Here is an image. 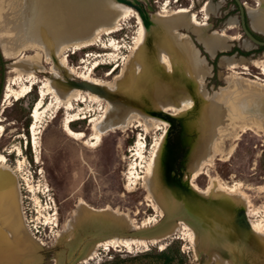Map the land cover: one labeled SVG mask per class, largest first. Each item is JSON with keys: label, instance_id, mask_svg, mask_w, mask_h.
Listing matches in <instances>:
<instances>
[{"label": "rangeland", "instance_id": "374dc122", "mask_svg": "<svg viewBox=\"0 0 264 264\" xmlns=\"http://www.w3.org/2000/svg\"><path fill=\"white\" fill-rule=\"evenodd\" d=\"M139 1L153 21L149 28L124 0H0V157L6 158L1 169L11 176L4 173L17 223L9 227L0 215V264H24L23 256L34 254L31 264H64L66 239H61L80 217L124 220L132 231L159 224L166 217L160 201L168 189L162 183L165 168L172 179L223 204L218 209L232 219L219 229L230 237H209V225L204 239L180 221L161 239L105 238L111 241L107 247L76 264H264V231L250 224L261 223L264 230V49L245 37L233 0ZM242 2L248 13L259 6L258 0ZM40 19L53 21L50 32H61L57 56L26 43L48 47L41 31H31ZM216 31L224 45L217 56L207 50ZM29 59L37 60L32 65ZM62 59L65 68L56 64ZM125 81L150 89L157 84L161 103L170 91L175 101L187 94L189 112L163 116L151 99L141 98L136 118L126 113L107 130L113 110L107 94ZM55 85L67 90L57 93ZM219 106L210 124L208 111ZM174 118L182 141L168 139ZM156 152L155 179L150 164ZM84 203L92 207L90 217L80 211ZM235 211H244L245 224ZM10 240L25 243L9 248Z\"/></svg>", "mask_w": 264, "mask_h": 264}, {"label": "water", "instance_id": "95a60500", "mask_svg": "<svg viewBox=\"0 0 264 264\" xmlns=\"http://www.w3.org/2000/svg\"><path fill=\"white\" fill-rule=\"evenodd\" d=\"M124 1L138 11L148 27L152 25L153 21L150 18V14L146 11L144 3H142V1ZM233 1L238 8L239 22L245 37L248 41H250L257 47L264 48V40L259 37V35L252 29L251 25L249 24V15L244 3L242 2V0ZM181 132V126L175 119V124L170 129V136H168V139H170V141H182V136L180 135ZM166 163L170 165L169 162L166 161ZM174 165L175 169L177 170H180L179 168L180 166H182L181 162L179 163L177 161L174 163ZM170 168H172V166ZM167 172L169 171H167V169L165 168L163 171V175L165 186H168V189L167 192H165L164 197H160L161 206L166 213V217L164 218V220L152 227L132 231L128 228V225L124 220H113L111 218L106 219L101 215L93 214L90 221L82 222L79 225L75 239H73L72 241L65 240L66 245L63 251L66 252L65 257L67 259L64 264L80 263L82 256H84L88 252V250L99 240H103L113 235H120L124 237H145L150 240H153L154 238L161 239L166 236L167 232H169L180 221L186 222L193 226L194 229H196V231L201 235L200 237H202L205 228L209 229V225L211 228L213 227L212 232L207 234H210L209 237H213L216 235L218 237H221V235H229L226 232L223 233L221 231L222 229H219L220 227H227L228 221L232 219L231 216L218 209V207L223 206V204L218 201L208 199V197L206 196L198 194V192H196V190L191 187L190 184L181 181L180 179L179 181H177L176 179H172V177H170V174H168ZM180 175V177H182V174ZM174 192L175 194H173ZM210 200L213 202H210ZM235 216L236 220L239 223L245 224L246 215L244 211L238 213L235 211ZM244 224L241 225L244 226ZM207 235H203V238L205 239V236ZM234 237L239 239V237L242 236L238 233Z\"/></svg>", "mask_w": 264, "mask_h": 264}, {"label": "bare ground", "instance_id": "6f19581e", "mask_svg": "<svg viewBox=\"0 0 264 264\" xmlns=\"http://www.w3.org/2000/svg\"><path fill=\"white\" fill-rule=\"evenodd\" d=\"M111 1H114V2H118V1H122L123 0H111ZM263 1V0H262ZM52 4V3H51ZM120 4V3H119ZM49 7H51L52 5H48ZM245 7H246V4H245ZM54 8V7H53ZM263 8H264V4H263ZM122 9V8H121ZM128 9V8H127ZM247 9V8H246ZM51 10H52V7H51ZM50 9H47L44 11L48 12V11H51ZM114 10V9H113ZM115 11V10H114ZM133 11V10H132ZM248 11V10H247ZM166 12V11H165ZM249 15V13H248ZM208 16V15H207ZM126 17V16H125ZM121 19V18H120ZM249 19H250V16H249ZM196 20V19H195ZM253 20H254V27L259 31L261 32L262 34H264V16L263 15H260V14H255L253 16ZM53 21H50L48 23H44L42 21V19H40V21L37 22V24L35 25V27H33L31 29V31L34 33V32H37V31H41L42 32V36H44L45 40L43 39V41H45V43L48 45V47H45L43 46V44L37 42V41H29V42H26L28 43V45H30L31 47H34L35 49H39V50H42L43 52H47V54L51 57V56H57L58 55V52H56V49L54 48V45L58 42V40L60 39V37L62 36L61 35V32L60 30H52L50 32V29L48 27H50L52 24ZM44 25V26H47V28H42L40 29V27H38V25L40 24ZM55 23V22H54ZM53 23V24H54ZM61 25V23H60ZM63 26V24H62ZM106 26V25H105ZM112 26V25H111ZM75 25H73V29H75ZM116 27V26H115ZM229 27V26H227ZM252 27V26H251ZM70 28V27H69ZM149 28V27H148ZM168 28L164 25V30ZM113 29V28H112ZM147 27L143 26L142 27V31H141V35L144 36L147 32ZM253 29V28H252ZM254 30V29H253ZM255 31V30H254ZM3 30L1 29L0 30V33L3 34ZM100 32V31H99ZM256 32V31H255ZM168 33V32H166ZM257 33V32H256ZM259 33V34H261ZM214 37L217 38V39H214V40H209L208 43H207V50L209 51V53L211 55H215L217 51L221 50L224 48V45H222L221 41L218 39L220 37H222L223 35L219 32H214ZM225 34V33H224ZM19 35V34H18ZM37 35V34H36ZM169 35V34H168ZM39 37V36H38ZM41 37V36H40ZM146 39V38H145ZM74 41V40H73ZM14 45L15 44V41H11ZM92 42V41H91ZM166 42L167 44H169V41L168 39H166ZM72 43V42H71ZM93 43V42H92ZM95 43V42H94ZM112 43V42H111ZM78 45V44H77ZM83 45H86V44H83ZM164 45V44H163ZM114 46V45H113ZM160 46V45H159ZM24 47V46H23ZM28 47V46H27ZM179 48V47H178ZM26 49V48H24ZM161 49V48H159ZM65 50V49H64ZM147 50V49H146ZM168 50H170L168 48ZM180 54L184 55V52L181 50H179ZM171 52V51H170ZM175 53V52H174ZM176 54V53H175ZM174 54V55H175ZM178 54V53H177ZM179 55V54H178ZM217 55V54H216ZM176 57V56H175ZM232 59V57H224L223 58V61H227V60H230ZM20 60V59H19ZM18 60V61H19ZM32 63V60L29 59ZM37 60V59H36ZM35 59L33 61H36ZM55 60V59H54ZM17 62V61H16ZM21 63V62H20ZM28 63V62H27ZM35 63V62H33ZM32 63V65H33ZM41 64V63H40ZM56 64L61 67V68H65L66 67V61L64 59L60 60V61H56ZM25 65V64H24ZM33 67V66H32ZM31 67V68H32ZM23 69V68H22ZM29 69H30V66H29ZM24 70V69H23ZM32 70V69H31ZM128 81V80H127ZM127 81L122 82L120 85V87H118V89L115 91L117 93L114 92V94H110L108 93L107 94V97L108 99L110 100V105L112 106V109L111 111H109L108 113V117H107V124H106V128L107 130L111 129L112 128V125L115 124V119H122L124 116H126V113H134L133 116L136 118L137 117V111H136V107H137V101L136 100H140L141 98H148V99H151L150 101V104L153 105V106H156V113L157 111L159 112H162L161 114L163 116H171V112L172 110H175L177 112H189L188 111V107L191 106V101L189 98H187V94L184 95V92H183V97L181 98H177V100L175 101V91H173L174 93H172V91L169 92L168 95L165 96V98L167 97L166 99V102L165 103H161L160 101H158L155 97V93H158L156 91H158L159 87L157 84L154 85V88L150 89V88H147L145 87V84H139L140 86L136 87L134 85V83H130V84H126L128 83ZM146 81V79H145ZM249 81V80H248ZM137 82V81H136ZM135 82V83H136ZM58 83V81H57ZM124 83V84H123ZM50 85V84H49ZM65 85V84H64ZM119 85V84H118ZM64 87V86H63ZM135 87L137 88V90H134ZM52 89V88H51ZM54 89V88H53ZM55 89H56V92L59 93L58 91H60V93H63V91H66L67 89L66 88H61L59 87V89L57 88V86L55 85ZM148 89H150V91H148ZM236 89V87H235ZM99 90V89H98ZM161 90V89H160ZM185 90V89H184ZM51 91V90H50ZM55 91V90H54ZM106 91V90H105ZM148 91V92H147ZM162 91V90H161ZM74 94V93H73ZM232 94V93H231ZM191 95V94H190ZM11 95L7 94V97H10ZM116 96V97H115ZM122 97V100H118L116 98L118 97ZM148 96H150L151 98H149ZM180 96V95H179ZM178 96V97H179ZM231 97V95H230ZM228 97V98H230ZM69 99V96H66L63 98L64 101H68ZM240 99V98H239ZM242 99V98H241ZM138 100V101H139ZM226 98L223 99L222 101L219 102V104H223L225 102ZM228 101V100H227ZM84 102V101H83ZM144 102V101H143ZM215 103V102H214ZM141 105V104H140ZM147 105V104H146ZM175 105V106H173ZM143 106V105H142ZM148 106V105H147ZM173 106V107H172ZM224 105H222L223 107ZM146 107V106H145ZM222 107L220 108L217 107L216 109L213 110L212 108V111H208V114L211 115L212 117H208V121L210 122V124L212 123V121H216V115L220 113V109H222ZM229 107V106H228ZM42 108V101H40L36 108H35V111H39L40 109ZM225 108V107H224ZM223 108V109H224ZM230 108V107H229ZM225 110H229L228 108H226ZM243 110V109H242ZM115 111V114L112 115V112ZM151 111V110H150ZM205 111L204 108L202 109V112ZM154 112V111H153ZM158 112V113H159ZM239 112V110H238ZM215 116V118L213 117ZM212 118V119H211ZM127 124V123H125ZM124 124V125H125ZM208 125V124H207ZM96 127V126H95ZM102 127V126H101ZM103 128V127H102ZM101 130H104L105 128H103ZM2 132V128H0V133ZM106 131H101V133H105ZM184 154H182L183 157H185V152H183ZM168 155V154H167ZM165 157V156H164ZM152 158V157H151ZM159 158H160V152H156L154 154V157L152 159V163L150 164V167H153V171L152 173L154 174V177L156 179V172H157V165H158V162H159ZM6 158L1 156L0 157V174H6L8 177H11L9 176V174L7 172H5L4 170L1 169V163L4 164ZM167 160V159H166ZM187 161V160H186ZM168 162L170 163V167L173 166L171 165L172 163V160L171 158L168 159ZM173 169V167L171 168ZM171 171V170H170ZM170 171L167 172L168 174H170ZM5 174L4 175H0L1 176V179H0V215L3 216L5 218V221H6V224L7 226L9 227H14L17 225L16 223V218H15V206H14V202L12 201V198L10 196V183L8 178L5 177ZM167 174V175H168ZM186 175V174H185ZM162 183L164 184L165 186V181H164V175L162 177ZM193 184V183H192ZM215 187V186H214ZM228 189V188H227ZM167 190V188H166ZM152 191V190H151ZM166 192V191H165ZM153 193V192H152ZM155 193V192H154ZM153 193V194H154ZM211 198V197H210ZM218 199V198H217ZM240 201V200H239ZM109 207V206H108ZM90 208L88 206V203H84L83 205H81L80 207V211H82L84 214H89V217L91 215V212L89 211ZM92 208V207H91ZM90 208V209H91ZM249 214H251V212L249 211ZM257 213H253V215H251V217H254L256 216ZM24 216V215H23ZM105 217V216H104ZM91 218V217H90ZM110 218V217H109ZM112 218V217H111ZM24 221V220H23ZM82 220H81V217H80V223L75 226L74 228H70L66 231L65 235L63 236V238L61 239L62 241L64 239L66 240H70L72 241L73 239H75V236H76V232L78 230V227L79 225L81 224ZM251 223V226L252 228L257 231V232H260V231H264L262 226H261V223H256L255 222L253 223L252 221H250ZM186 225V224H184ZM263 225V224H262ZM25 226V225H24ZM178 226V225H177ZM176 227V226H175ZM173 231V229H172ZM252 231V230H251ZM19 232V231H18ZM173 234V233H172ZM171 234V235H172ZM113 237V236H112ZM121 237V236H120ZM114 238V237H113ZM143 238V237H142ZM262 238V237H261ZM11 239V238H10ZM110 239V238H109ZM123 239V238H122ZM251 239V238H250ZM12 240V239H11ZM9 241L12 242V241ZM105 240V239H103ZM115 240V239H114ZM118 240V239H117ZM147 240V239H146ZM155 240V239H154ZM23 241V240H21ZM21 241L18 242V244L16 243H10L9 248H14L12 246H20L21 244H24L25 241L22 243ZM122 241V240H121ZM129 241V240H128ZM135 241V240H134ZM255 241V240H254ZM137 242V241H136ZM111 243V241H102V240H99L98 242H96L89 250L88 252L82 256L81 260L83 259L86 260L88 257L91 256L92 252L99 246H108L109 244ZM139 243V242H138ZM128 244V243H126ZM254 244V243H253ZM129 246V245H128ZM259 246V245H258ZM33 247V246H32ZM34 248H38L37 246H35ZM30 249H27V251H29ZM37 250V249H36ZM2 254H4V251L2 250V247H1V244H0V256L2 257ZM35 256V254L33 256H23V260H24V264L27 263V264H31V262L33 261V257ZM32 260V261H31ZM86 262V261H85ZM22 263V262H21Z\"/></svg>", "mask_w": 264, "mask_h": 264}, {"label": "crops", "instance_id": "0c3cea01", "mask_svg": "<svg viewBox=\"0 0 264 264\" xmlns=\"http://www.w3.org/2000/svg\"><path fill=\"white\" fill-rule=\"evenodd\" d=\"M258 2H259V6H258V8L249 11V16H250V19H251L252 28H253L256 32H259V31H258V30L254 27V25H253V24H254L253 16H254L255 14H260V15H263V16H264V8H263L264 0H263V1H262V0H258ZM259 33H261V32H259ZM261 34H262V33H261ZM4 234H5V233H4ZM5 237H8V236L5 235ZM0 260H1V256H0Z\"/></svg>", "mask_w": 264, "mask_h": 264}, {"label": "trees", "instance_id": "16d2710c", "mask_svg": "<svg viewBox=\"0 0 264 264\" xmlns=\"http://www.w3.org/2000/svg\"><path fill=\"white\" fill-rule=\"evenodd\" d=\"M261 50H263L264 48H260ZM239 52V50H237Z\"/></svg>", "mask_w": 264, "mask_h": 264}, {"label": "built area", "instance_id": "2783aa9c", "mask_svg": "<svg viewBox=\"0 0 264 264\" xmlns=\"http://www.w3.org/2000/svg\"><path fill=\"white\" fill-rule=\"evenodd\" d=\"M176 1H179V0H176ZM245 5V4H244Z\"/></svg>", "mask_w": 264, "mask_h": 264}]
</instances>
